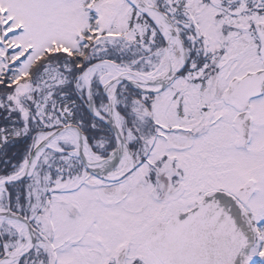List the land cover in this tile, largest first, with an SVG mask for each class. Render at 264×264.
<instances>
[{
    "label": "snow or ice",
    "instance_id": "snow-or-ice-1",
    "mask_svg": "<svg viewBox=\"0 0 264 264\" xmlns=\"http://www.w3.org/2000/svg\"><path fill=\"white\" fill-rule=\"evenodd\" d=\"M0 264H264V0H0Z\"/></svg>",
    "mask_w": 264,
    "mask_h": 264
}]
</instances>
